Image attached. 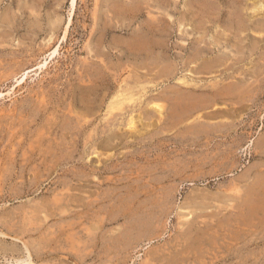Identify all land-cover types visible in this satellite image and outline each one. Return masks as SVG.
I'll return each instance as SVG.
<instances>
[{
  "label": "rangeland",
  "instance_id": "374dc122",
  "mask_svg": "<svg viewBox=\"0 0 264 264\" xmlns=\"http://www.w3.org/2000/svg\"><path fill=\"white\" fill-rule=\"evenodd\" d=\"M0 93V264H264V0H0Z\"/></svg>",
  "mask_w": 264,
  "mask_h": 264
},
{
  "label": "bare ground",
  "instance_id": "6f19581e",
  "mask_svg": "<svg viewBox=\"0 0 264 264\" xmlns=\"http://www.w3.org/2000/svg\"><path fill=\"white\" fill-rule=\"evenodd\" d=\"M153 1V0H152ZM75 4H76V0H70V11H71V13L73 12V10H74V8H75ZM132 4V3H131ZM134 4V3H133ZM146 4V3H145ZM127 5V4H126ZM131 7V6H130ZM132 8V7H131ZM127 9V8H126ZM119 10V9H118ZM121 10V9H120ZM140 11V10H139ZM133 12H135V11H133ZM126 13V12H125ZM119 14V13H118ZM149 21V20H148ZM164 23V22H163ZM158 24V23H157ZM156 24V25H157ZM160 24V23H159ZM146 25V24H145ZM154 25V24H153ZM170 25V24H169ZM158 26V25H157ZM153 27V26H152ZM167 28H169V27H167ZM167 28H165V29H167ZM164 29V30H165ZM160 30V29H159ZM171 30V29H170ZM162 32V31H161ZM152 34V33H151ZM145 36V35H144ZM140 37V36H139ZM140 39V38H139ZM153 39V38H152ZM137 40V39H136ZM138 41V40H137ZM143 41V40H142ZM144 42H148V41H145V39H144ZM155 42V41H154ZM133 44V43H132ZM136 44V43H135ZM150 44H151V42H150ZM138 45V44H137ZM129 46V45H128ZM140 46H141V44H140ZM145 47V46H144ZM139 49H140V47H138ZM148 49V48H147ZM151 49V48H150ZM136 50H137V48H136ZM144 51L146 50V49H143ZM149 50V49H148ZM142 51V50H141ZM143 51V52H144ZM146 52H148V51H146ZM145 53V52H144ZM199 53V52H198ZM57 54V48L53 51V52H51L50 54H49V56H48V58L50 59V60H52L53 59V57L55 56ZM200 54V53H199ZM147 55V54H146ZM201 59V58H200ZM47 65V62L46 61H44L42 64H40L39 66H38V68H37V70H42L45 66ZM26 76H27V73H24V74H22L21 76H20V78L18 79V80H16V86H19V85H21L22 83H23V81H24V79L26 78ZM100 79V78H99ZM104 79V78H103ZM118 80V79H117ZM116 81V80H115ZM101 82V81H100ZM111 82V81H110ZM120 82V81H119ZM102 83V82H101ZM184 83V82H183ZM115 84V83H114ZM226 86H228V85H226ZM113 88H114V86H113ZM226 89V88H225ZM115 90V89H114ZM229 90V89H228ZM216 95H217V97H225V96H228V91L227 90H222V91H220V92H218V93H215V97H216ZM3 96V94L2 93H0V97H2ZM115 98V100H117V102L115 103V101L114 102H112L110 105H109V110L111 111H113V109L115 110V109H118V110H120V109H122L123 110V107H124V104L125 103H132V101H133V96L132 95H126L124 92H122L121 90L120 91H118V94L116 95V97H114ZM108 99V98H107ZM119 99V100H118ZM155 107L157 108V112L160 114V115H163L164 114V108L162 107V106H159V105H155ZM201 108V107H200ZM200 108H199V103L197 104V103H195V99H187L186 97H183V96H178L177 97V102H176V104L174 105V107H173V109H172V112L170 113L171 114V117H172V119H174L176 122H182V121H184V120H186V119H191L194 115H195V112L196 111H198V110H200ZM155 109V108H154ZM121 110V111H122ZM90 111V110H89ZM126 111V110H125ZM152 111H154V110H152ZM114 112V111H113ZM97 113V112H96ZM198 113V112H197ZM110 114H111V112H110ZM77 115V114H76ZM78 116V115H77ZM79 116H81V115H79ZM67 117V116H66ZM76 118V117H75ZM109 119V118H108ZM107 119V120H108ZM80 120H81V118H80ZM83 120V119H82ZM113 120V119H112ZM68 121V120H67ZM76 121H77V118H76ZM88 122V121H87ZM171 122V121H170ZM112 124V123H111ZM79 125V124H78ZM82 125V124H81ZM80 126V125H79ZM127 126H128V128L129 129H131V130H133V131H135L136 130V125H135V121H134V119L133 118H130L129 120H128V122H127ZM64 127V126H63ZM77 127V126H76ZM73 128H74V126H73ZM72 128V129H73ZM110 128V127H109ZM63 129V128H62ZM81 129V128H80ZM79 130V129H78ZM82 130V129H81ZM95 130V129H94ZM93 130V131H94ZM72 131H75V129L74 130H72ZM83 131V130H82ZM110 131V130H109ZM81 132V131H80ZM111 133V132H110ZM91 136H93V135H91ZM112 137V136H111ZM63 141V140H62ZM61 145V144H60ZM57 146V145H56ZM94 147V146H93ZM66 150V149H65ZM93 150H94V153H96V155H97V152H96V149H94L93 148ZM55 152V151H54ZM60 152V151H59ZM66 153V152H65ZM45 155H46V153H45ZM61 155V154H60ZM109 157V156H108ZM137 190V189H136ZM140 194V193H139ZM138 194V195H139ZM166 194V195H165ZM146 195V194H145ZM154 195V194H153ZM111 196V195H110ZM156 196V195H155ZM165 196V197H164ZM163 197H164V202H168L169 200H170V198L172 197V194L171 193H164L163 194ZM162 197V198H163ZM252 202V201H251ZM259 204H257L256 202H254V203H249V209H248V213H247V216L248 217H252L253 215H256L257 214V212L259 211V210H263L264 209V199H263V197H261V198H259ZM94 210V209H93ZM116 211V210H115ZM121 211H123L124 213H126V211H129V208L127 207V206H124L123 207V210H121ZM264 212V211H263ZM110 213H112V212H110ZM128 213V212H127ZM126 213V214H127ZM112 215V214H111ZM246 216V217H247ZM95 217V216H94ZM97 218V217H96ZM246 219H248V218H246ZM148 220V219H147ZM127 221V220H126ZM92 222V221H91ZM150 222V221H149ZM152 224L151 223H148L147 221H145V220H142V219H139V220H137L136 222H135V228H138V229H143V230H146V229H148V228H150V226H151ZM189 230V229H188ZM147 231V230H146ZM199 231V230H198ZM198 231H196V235H194L193 234V232L191 231V229H190V231H188L187 233H185V234H183L182 236H184V237H182V243L181 244H183L184 246H182L181 244V246H182V248H180L181 250H178V252H175L176 254L174 255V256H176V255H178V257H180V259H177V261L179 262V264H185V262L186 261H188L189 259H190V256L191 257H194L195 258V252L196 251H199V250H201V248L202 247H204V246H207V244H206V240H205V238L203 237L204 236V231L203 230H200V231H202V232H198ZM1 233V232H0ZM3 234V233H2ZM94 235V234H93ZM92 235V236H93ZM196 237V238H195ZM150 239V238H149ZM180 243V242H179ZM179 245V246H180ZM205 250V249H204ZM203 251V250H202ZM206 251V250H205ZM191 259H193V258H191ZM192 261V260H191ZM170 262V264H175V260H174V258H171V260L169 261ZM17 263L18 264H35L32 260H31V258L30 257H27L25 260H23V261H21V262H18L17 261ZM169 264V263H168Z\"/></svg>",
  "mask_w": 264,
  "mask_h": 264
}]
</instances>
